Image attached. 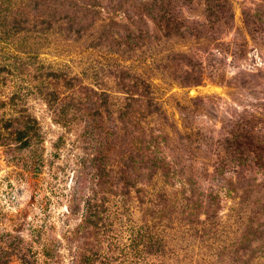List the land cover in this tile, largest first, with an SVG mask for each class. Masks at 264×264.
I'll use <instances>...</instances> for the list:
<instances>
[{"label": "rangeland", "instance_id": "1", "mask_svg": "<svg viewBox=\"0 0 264 264\" xmlns=\"http://www.w3.org/2000/svg\"><path fill=\"white\" fill-rule=\"evenodd\" d=\"M0 264H264V0H0Z\"/></svg>", "mask_w": 264, "mask_h": 264}]
</instances>
